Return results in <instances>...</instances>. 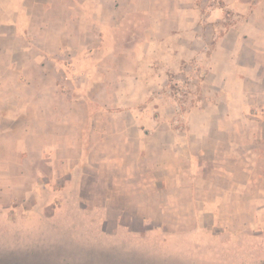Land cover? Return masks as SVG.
I'll list each match as a JSON object with an SVG mask.
<instances>
[{"label": "crops", "instance_id": "crops-1", "mask_svg": "<svg viewBox=\"0 0 264 264\" xmlns=\"http://www.w3.org/2000/svg\"><path fill=\"white\" fill-rule=\"evenodd\" d=\"M214 1L0 0V252L14 229L45 243L47 195L70 221L166 227L136 215L171 210L162 189L197 197L182 264H264V0ZM194 61L181 132L165 91Z\"/></svg>", "mask_w": 264, "mask_h": 264}, {"label": "rangeland", "instance_id": "rangeland-1", "mask_svg": "<svg viewBox=\"0 0 264 264\" xmlns=\"http://www.w3.org/2000/svg\"><path fill=\"white\" fill-rule=\"evenodd\" d=\"M216 2L212 0V5ZM203 69L198 61L184 65L180 69L182 78L173 81L165 91L173 106V116L168 123L177 131L182 132L185 129L187 115L197 102L194 98L198 83L205 73ZM160 190H157L158 194L148 198L159 209H166L170 205L171 210L153 213L145 210L143 206V211L136 213L141 219L151 217L159 224H168L166 227L152 229L149 226H139L137 218L133 227L125 229L112 225L96 227L91 221H70V211L60 212L55 216L56 208L48 205L54 197L47 195L44 198L50 201H47L44 210L45 225L37 227V219H31L29 234L30 238L39 235L44 237L45 243L30 242L26 250V244L18 243L16 237L20 233H15L17 230L14 229V250L9 252L4 249L0 252V264H182L175 254L181 250L180 231L183 229L177 223L181 220L196 219L197 213L191 209L197 197L176 194L168 196L161 194ZM142 203L145 205V197L142 198ZM130 214L134 215L133 212ZM93 216L96 214L93 213ZM2 223L0 236L9 237L10 230L4 226V222ZM19 229L18 231H21V228ZM7 246L9 245L0 244L3 248L10 247Z\"/></svg>", "mask_w": 264, "mask_h": 264}]
</instances>
